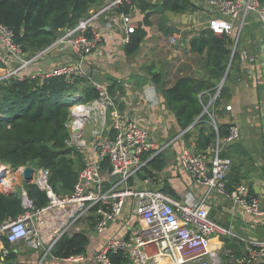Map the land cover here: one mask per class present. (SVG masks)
Returning <instances> with one entry per match:
<instances>
[{
    "label": "built area",
    "instance_id": "1",
    "mask_svg": "<svg viewBox=\"0 0 264 264\" xmlns=\"http://www.w3.org/2000/svg\"><path fill=\"white\" fill-rule=\"evenodd\" d=\"M132 1L114 0L108 8ZM189 1L198 10L213 13L206 27L215 35L232 34L233 21L239 20L232 51L236 48L247 14L255 15L264 31V4L259 0ZM98 15L94 13L82 18L56 40L55 46H68L75 58L74 63L35 72L27 77L18 76V73L37 61L44 52L35 57L25 56L21 46L14 42L12 32L0 24V45L5 51V55L0 56V66L7 67L10 60L17 63L14 71L0 76V81L10 78L38 81L56 77L83 78L85 58L102 41L101 35L91 28ZM122 20L123 24L129 22L127 16ZM126 31L131 34L133 27H127ZM170 42L175 43V39L171 38ZM222 84L223 81L211 95L209 103L203 105L202 111L216 133L214 145L202 152L184 149L179 159V167L194 185L204 190V194L198 199L189 198L180 202L152 188L154 182L151 179L140 177L148 161L156 155H153L154 151L163 147L154 148L149 131L140 127L134 118L122 119L106 86L90 83L99 99L84 104L75 95L67 124L70 133L68 145L81 151L85 161L72 196L58 197L49 184L48 170L34 169L31 184L43 191L48 199L46 207L36 210L33 200L20 185L25 167L13 169L0 162V193L8 195L18 191L23 209L16 219L0 225L1 260L9 253L2 244L5 240L11 246L24 244L40 251L41 258L37 264L48 259L62 264H111L108 259L110 253H121L130 264H264V241L250 242L243 254H235L220 242L232 237V233L208 216L210 192L239 206L249 215L264 216V207L246 196L244 186H238L231 192L226 189L231 161L221 156L213 110ZM230 110V106L225 107V111ZM238 138V127L230 125L224 142L231 143ZM104 160H107L106 172L101 170ZM112 178L116 180L112 182ZM128 201L132 210L123 235L110 237L99 250L89 254L86 252L67 259L52 256L53 247L63 236H71L70 230L79 232L76 225L81 219L91 217L93 231L101 235L112 223L119 221ZM41 214L42 238L35 224ZM133 217L137 223H132Z\"/></svg>",
    "mask_w": 264,
    "mask_h": 264
},
{
    "label": "crops",
    "instance_id": "2",
    "mask_svg": "<svg viewBox=\"0 0 264 264\" xmlns=\"http://www.w3.org/2000/svg\"><path fill=\"white\" fill-rule=\"evenodd\" d=\"M113 1L98 0L85 16L99 14L92 21L91 28L101 35L102 41L85 58L82 66L83 79L88 84L98 83L107 88L115 86L113 96L110 97L122 119L134 118L140 127L149 131L154 148L163 147L153 153L162 155L164 167L156 174V182L152 184V188L161 191L165 188L173 199L180 202L189 198L198 199L204 194V190L194 185L179 167V159L184 149L202 152L214 145L216 133L208 119L203 121L205 117L202 116L206 115L202 113L190 126L181 128L174 113L165 105L159 90L171 88L181 78L196 81L210 79L204 69V55L190 52L189 42L207 28V21L213 13L197 10L184 14H150V26L145 29L146 37L138 51L128 56L125 53V45L130 34H127L126 29L134 28L144 16L137 8H133L127 15L120 13L118 7L108 8ZM124 16L128 17V24H123ZM233 26L232 34L228 35L232 41L238 31L239 20L233 21ZM161 27L173 32L166 34ZM63 34L64 32L60 36ZM171 38L175 39V43L170 42ZM55 42L42 51L44 53L37 61L20 71L18 76L27 77L35 72L49 71L64 64L74 63L75 58L68 46H55ZM230 51L231 58L222 84L225 97L220 98L219 94L213 108L217 135L221 142V156L231 161L226 181L231 189L244 186L246 196L257 200L260 207H264V31L255 15L245 16L236 48L232 51L231 46ZM38 53L25 56L35 57ZM2 55H5V51L0 45V56ZM16 66L17 63L13 60H10L7 67L0 66V76L14 71ZM153 74L160 76L159 86L153 83ZM221 81L216 83V88ZM208 92H205L203 97L206 105L213 94ZM226 106H230L231 110L225 111ZM233 124L239 129V138L226 143L225 136H220L219 132ZM209 135H212L209 144L205 149H201L199 138L202 137L203 142ZM207 200L209 218L232 233V237L222 240L234 242L239 253L243 254L250 242L264 241V216L249 215L215 192H210ZM131 210L128 201L119 221L112 223L101 235L93 231L90 223L93 225L94 222L87 216L89 226L79 230L89 236L86 252L89 254L99 250L110 237L123 235L124 225L131 215ZM39 221L41 223H38ZM132 223H137L135 217ZM35 224L42 238V214ZM14 253L17 254L16 263L21 264H37L41 258L40 251L25 245L22 249L14 248ZM3 263L0 256V264ZM42 264L62 263L48 259Z\"/></svg>",
    "mask_w": 264,
    "mask_h": 264
},
{
    "label": "trees",
    "instance_id": "3",
    "mask_svg": "<svg viewBox=\"0 0 264 264\" xmlns=\"http://www.w3.org/2000/svg\"><path fill=\"white\" fill-rule=\"evenodd\" d=\"M98 0H0V24L13 34V40L20 45L23 53L32 55L49 48L66 30L73 28L86 16ZM163 4V11L171 14H184L197 11L189 0H158ZM264 4V0H259ZM119 12L127 15L133 8L143 14V20L137 23L125 45V53L130 56L138 51L146 37V28L150 26L149 11L155 7L144 0L123 3ZM48 28V30H46ZM166 33L173 31L161 27ZM232 39L226 35H215L209 29H203L189 42L190 52L204 55V69L210 76L208 81H196L181 78L169 89H160V95L172 111L181 126H190L203 111L204 93H214L216 83L221 81L231 58ZM152 81L160 85V76L153 74ZM115 86L108 88L113 96ZM77 95L81 103L99 99L98 93L83 78L56 77L43 81L18 80L10 78L0 81V162L13 169L30 166L49 172V184L60 197H70L78 181V174L85 165L83 154L69 146L70 133L67 124L70 120V108L73 97ZM225 97V88L220 91V98ZM203 121L207 120L206 116ZM228 129L223 128L220 136H226ZM212 135L202 142L205 149ZM164 167L162 155L151 158L141 177L156 182V174ZM101 170L107 171V160L101 163ZM21 187L33 200L36 210L48 204L46 194L33 184L21 182ZM226 189L231 192L226 182ZM166 195L171 196L164 188ZM23 212L18 191L4 195L0 193V225L16 219ZM90 226H93L90 223ZM89 236L85 232L63 236L53 247L52 256L67 259L86 253ZM226 249L241 254L234 242L224 240ZM8 254L3 264L16 263L17 254L5 240L2 242ZM234 250V251H233ZM111 264H130L121 253H110ZM261 264V263H258Z\"/></svg>",
    "mask_w": 264,
    "mask_h": 264
},
{
    "label": "water",
    "instance_id": "4",
    "mask_svg": "<svg viewBox=\"0 0 264 264\" xmlns=\"http://www.w3.org/2000/svg\"><path fill=\"white\" fill-rule=\"evenodd\" d=\"M152 5L155 7L154 9L150 10L149 13H161L163 11V4L161 2H152ZM48 30V28H46ZM226 78V74L222 78V81H224ZM206 80H208V76L206 77ZM34 174V168L27 166L25 167L23 173H22V179L25 184H30L33 179ZM116 179L112 178V182H114Z\"/></svg>",
    "mask_w": 264,
    "mask_h": 264
},
{
    "label": "rangeland",
    "instance_id": "5",
    "mask_svg": "<svg viewBox=\"0 0 264 264\" xmlns=\"http://www.w3.org/2000/svg\"><path fill=\"white\" fill-rule=\"evenodd\" d=\"M86 225L89 226V223H88L86 217H84V218L81 219V220L79 221V223L76 225V228H78L79 230H81V229L84 228ZM75 232H76L75 229L72 230V231L70 230L69 234L71 235V234H73V233H75ZM213 242H214V241H213ZM220 242L223 244V240H221ZM12 247L15 248V249H22V248L24 247V244H19V245H17V246H12Z\"/></svg>",
    "mask_w": 264,
    "mask_h": 264
}]
</instances>
